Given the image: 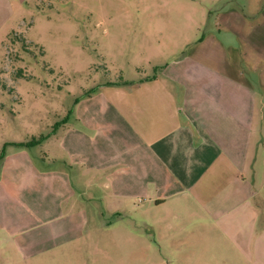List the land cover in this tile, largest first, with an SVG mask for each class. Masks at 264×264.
<instances>
[{"label":"crops","instance_id":"crops-1","mask_svg":"<svg viewBox=\"0 0 264 264\" xmlns=\"http://www.w3.org/2000/svg\"><path fill=\"white\" fill-rule=\"evenodd\" d=\"M253 25L249 38L234 30L246 44L242 70L189 59L168 73L105 81L33 146L41 154L9 145L0 256L51 264L91 223H129L123 237H135L139 221L177 240L181 263L264 264V200L254 201L264 189V28Z\"/></svg>","mask_w":264,"mask_h":264},{"label":"rangeland","instance_id":"rangeland-1","mask_svg":"<svg viewBox=\"0 0 264 264\" xmlns=\"http://www.w3.org/2000/svg\"><path fill=\"white\" fill-rule=\"evenodd\" d=\"M252 24L264 28V0H0V151L53 133L76 98L105 81L168 73L189 59L209 70H242L246 44L234 30L249 38ZM260 193L254 201L262 208ZM119 224L115 240L119 226L91 223L51 264H194L193 255L181 263L183 246L172 247L177 240L162 238L154 224L137 221L135 237H123L133 227ZM9 253L0 264L17 262Z\"/></svg>","mask_w":264,"mask_h":264},{"label":"trees","instance_id":"trees-1","mask_svg":"<svg viewBox=\"0 0 264 264\" xmlns=\"http://www.w3.org/2000/svg\"><path fill=\"white\" fill-rule=\"evenodd\" d=\"M63 120H64V118H63ZM51 133L52 132H47L46 134L42 133L38 136H32L31 138H29L26 141H11L8 143H4L3 147L1 148V151H0V160H2V158L4 157L5 146L14 145V146H19V147H33L35 145H39L42 141H44L46 138H48V136H50Z\"/></svg>","mask_w":264,"mask_h":264}]
</instances>
